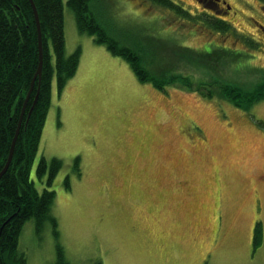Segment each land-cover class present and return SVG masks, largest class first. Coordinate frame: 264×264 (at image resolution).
Segmentation results:
<instances>
[{
	"label": "rangeland",
	"instance_id": "374dc122",
	"mask_svg": "<svg viewBox=\"0 0 264 264\" xmlns=\"http://www.w3.org/2000/svg\"><path fill=\"white\" fill-rule=\"evenodd\" d=\"M174 2L188 15L150 0L90 3L120 43L144 57L159 50L156 66L172 55L175 86L160 90L105 46L92 51L89 41L100 44L77 31L63 1L67 55L83 51V80L62 118L48 120L45 154L32 164L35 172L41 155L62 163L51 185L30 176L39 193L55 194L59 237L50 222L37 232L27 220L18 240L26 264H54L56 242L70 264H264V99L242 108L219 95L223 84L251 90L264 77L262 3L226 0L221 31L196 0Z\"/></svg>",
	"mask_w": 264,
	"mask_h": 264
},
{
	"label": "trees",
	"instance_id": "16d2710c",
	"mask_svg": "<svg viewBox=\"0 0 264 264\" xmlns=\"http://www.w3.org/2000/svg\"><path fill=\"white\" fill-rule=\"evenodd\" d=\"M63 1L73 13L78 32L92 36L97 44L126 60L141 82H150L160 90L165 86H175V76H171L175 62L172 55H166V62L156 66L159 61L156 59L160 58L159 50L144 57L134 47L120 43L114 37L115 31L112 28L97 21L90 6L91 0H32L40 29L42 65L24 108L11 160L0 177V264H26L24 255L18 251V240L25 222L30 218L37 232L42 231L44 225L50 222L54 237H59L57 221L50 214L55 194L49 189L39 193L30 180V169L39 150L40 136L50 106L52 83L55 81L60 93L66 82L74 76L80 58L79 48L69 55L65 53ZM150 1L181 15H188L174 0ZM259 1L264 3V0ZM204 15L208 22L212 19L209 24L213 28L221 31L228 29L224 21ZM211 54L212 51H195V55L202 57ZM37 65V28L29 0H0V171L7 159L18 114ZM181 83L187 89L211 96L209 89L205 92L202 87L194 88L191 80H183ZM219 95L235 106L247 108L264 99V77L251 90L223 84L219 87ZM61 166L60 160L53 158L47 162L41 155L34 175L37 179L45 177L46 184L51 185ZM75 170L79 174L76 166ZM64 186L69 189L66 181ZM260 236L258 224L254 229V247H257ZM55 246L54 264H70L62 246L58 242Z\"/></svg>",
	"mask_w": 264,
	"mask_h": 264
},
{
	"label": "crops",
	"instance_id": "0c3cea01",
	"mask_svg": "<svg viewBox=\"0 0 264 264\" xmlns=\"http://www.w3.org/2000/svg\"><path fill=\"white\" fill-rule=\"evenodd\" d=\"M89 42L91 44L92 51L98 52V53L99 52L101 53V51H103L102 48H101V45H100V47H97V46L93 45L91 43V41H89ZM69 52L70 51L67 49V40H65V53L68 54ZM105 55L106 56L108 55L110 57V55L107 52H106ZM84 56L85 55H84L83 51H81L77 70H76L74 76L72 78H70L66 82L64 88L62 89V91L60 93H58V91L56 89L55 81H53V83H52V93H51V99H50V106H49V109H48V112L49 113H47L45 125H44V127L42 129V135H41V139H40V143H39L38 153L39 152H42V148H43V145H42L43 132H44L45 127H46V125L48 123V120H50V118H52L53 120H55L57 118H62V114H63V104H64L66 98H67V101L69 103L70 102V99L69 98L73 94V90L76 89L77 88L76 86H78V84H80L82 82V80H83L82 79V76H83V72H84V70H83ZM110 59H112V58L110 57ZM94 78L95 77H92L91 79L94 80ZM57 123L60 124L59 121ZM58 128H59V125H58ZM57 140L55 139L54 141L56 142ZM42 154L43 155L45 154V150L42 152ZM31 170H32V173L30 171V175L32 177H34L35 176L34 175V168H32Z\"/></svg>",
	"mask_w": 264,
	"mask_h": 264
},
{
	"label": "water",
	"instance_id": "95a60500",
	"mask_svg": "<svg viewBox=\"0 0 264 264\" xmlns=\"http://www.w3.org/2000/svg\"><path fill=\"white\" fill-rule=\"evenodd\" d=\"M30 4H31V7H32V12H33V16H34V19H35V23H36V28H37V39H38V65H37V68H36V71H35V74L33 76V79L31 81V84H30V88L24 98V102H23V105H22V111H21V117L23 116V113H24V108H25V105L28 101V98L30 96V93H31V90H32V87H33V84H34V80L37 76L40 75V71H41V65H42V50H41V40H40V29H39V23H38V17H37V14H36V9L34 7V4L32 2V0H29ZM34 102H35V99H34ZM34 104V103H33ZM20 117V119H21ZM18 131H19V125H18V128L16 130V133L12 139V142H11V145H10V149H9V153H8V156H7V159L5 161V164L2 168V170L0 171V177L1 175L5 172L10 160H11V157H12V154H13V150H14V145H15V140H16V137L18 135Z\"/></svg>",
	"mask_w": 264,
	"mask_h": 264
},
{
	"label": "flooded vegetation",
	"instance_id": "af4514ba",
	"mask_svg": "<svg viewBox=\"0 0 264 264\" xmlns=\"http://www.w3.org/2000/svg\"><path fill=\"white\" fill-rule=\"evenodd\" d=\"M199 3L203 5V7L208 8L209 16L214 17L215 19H219L224 21L223 14H227L230 9V5L226 4V0H199ZM262 3V2H261ZM260 9L264 11V3L260 5ZM227 23L226 21H224ZM261 23H257L258 27L264 33V28L260 25Z\"/></svg>",
	"mask_w": 264,
	"mask_h": 264
},
{
	"label": "bare ground",
	"instance_id": "6f19581e",
	"mask_svg": "<svg viewBox=\"0 0 264 264\" xmlns=\"http://www.w3.org/2000/svg\"><path fill=\"white\" fill-rule=\"evenodd\" d=\"M21 111H22V107H21L20 113L18 114V120H17V125H16V129H15V133H16V130L18 128V125H19V128H20L21 121H22V118H23V116L21 117V115H20L21 114ZM20 117H21V119H20Z\"/></svg>",
	"mask_w": 264,
	"mask_h": 264
}]
</instances>
